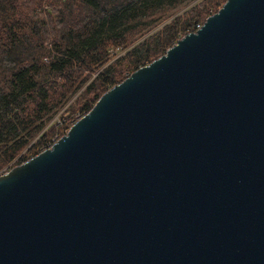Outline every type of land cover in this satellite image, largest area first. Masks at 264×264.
Wrapping results in <instances>:
<instances>
[{"label":"water","instance_id":"1","mask_svg":"<svg viewBox=\"0 0 264 264\" xmlns=\"http://www.w3.org/2000/svg\"><path fill=\"white\" fill-rule=\"evenodd\" d=\"M0 264H264V0H225L0 173Z\"/></svg>","mask_w":264,"mask_h":264},{"label":"trees","instance_id":"2","mask_svg":"<svg viewBox=\"0 0 264 264\" xmlns=\"http://www.w3.org/2000/svg\"><path fill=\"white\" fill-rule=\"evenodd\" d=\"M192 1L0 0V173L45 149L225 0ZM113 48L124 53L112 60Z\"/></svg>","mask_w":264,"mask_h":264},{"label":"rangeland","instance_id":"3","mask_svg":"<svg viewBox=\"0 0 264 264\" xmlns=\"http://www.w3.org/2000/svg\"><path fill=\"white\" fill-rule=\"evenodd\" d=\"M194 2H195V0L194 1H192L188 6H191L192 4H194ZM188 6H186V7H184L183 9H181L179 12H182L184 9H186ZM124 53V51L123 50H121V49H118L117 50V52H112L111 53V55H110V57H111V59L113 60V59H116L117 57H119V56H121L122 54ZM129 74V73H128ZM60 112L61 111H58V112H56L54 115H53V117H52V119H51V121H57V119H58V116H59V114H60ZM77 115H79V114H77ZM76 117V115H74V117H72V119H74ZM71 119V120H72ZM57 135V134H56ZM55 135V136H56ZM64 135V134H63ZM54 136V137H55ZM53 137V138H54ZM29 159V158H28ZM26 161V160H25ZM24 162V161H23ZM22 163V162H21ZM14 166V165H13ZM11 167V166H10ZM9 167V168H10ZM3 172V171H2ZM1 172V173H2Z\"/></svg>","mask_w":264,"mask_h":264},{"label":"built area","instance_id":"4","mask_svg":"<svg viewBox=\"0 0 264 264\" xmlns=\"http://www.w3.org/2000/svg\"><path fill=\"white\" fill-rule=\"evenodd\" d=\"M200 26H201V24H196V25H195V29H194L193 31H195L196 29L200 28ZM118 49H119V48H113V49H110V50H109L110 55H111L112 52H117ZM80 116H81V115H76V117L72 120V123L75 122ZM56 122H59L58 119H57ZM57 138H58V137L55 136V137L51 140V142H49L48 144H46V148H48V147H49V146H50V145H51V144H52Z\"/></svg>","mask_w":264,"mask_h":264}]
</instances>
